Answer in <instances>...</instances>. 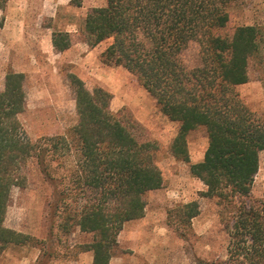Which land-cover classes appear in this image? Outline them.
Wrapping results in <instances>:
<instances>
[{
    "label": "trees",
    "instance_id": "obj_1",
    "mask_svg": "<svg viewBox=\"0 0 264 264\" xmlns=\"http://www.w3.org/2000/svg\"><path fill=\"white\" fill-rule=\"evenodd\" d=\"M240 1L106 0L88 12L83 28L92 47L113 40L103 62L134 75L160 111L180 125L170 147L174 157L188 161V136L199 128L207 131L205 157L190 170L207 187L205 197L229 207L233 223L228 260L200 264H264V197L252 194L264 152V120L236 91L250 82L251 64H264V28L225 32L230 8ZM68 37L54 35V48L68 50ZM194 41L200 59L190 68L183 52ZM69 80L77 125L33 142L19 119L27 104L26 77L6 76L0 92V255L30 239L6 227L5 219L13 190L28 185V167L35 164L46 181L61 186L52 205L53 216L61 218L60 231L92 235L85 248L93 253V264H110L124 226L145 217V196L163 186L157 146L140 141L120 113L111 111L109 92H90L75 75ZM56 163L64 175H57ZM199 214L194 201L171 210L169 218L190 228Z\"/></svg>",
    "mask_w": 264,
    "mask_h": 264
},
{
    "label": "rangeland",
    "instance_id": "obj_2",
    "mask_svg": "<svg viewBox=\"0 0 264 264\" xmlns=\"http://www.w3.org/2000/svg\"><path fill=\"white\" fill-rule=\"evenodd\" d=\"M106 0H0V92L11 72L26 77L27 104L19 116L29 138L66 134L77 125L76 96L69 77L80 78L93 92L102 88L112 95L110 109L120 113L126 125L143 142L157 146L155 160L163 176L161 189L145 196V217L127 223L118 237V249L110 264H200L227 261L233 213L218 199L204 196L207 187L191 173V166L203 161L209 146L204 128L188 136L189 160L174 157L170 147L180 125L158 108L157 102L137 78L121 66L107 65L102 55L112 44L107 40L92 47L83 33L92 8ZM230 24L235 28L259 25L264 28V0H242L230 8ZM68 34L71 47L59 52L54 35ZM53 45V48L50 45ZM200 44L191 42L183 52L193 68L200 59ZM262 59L264 62V46ZM251 80L236 89L245 104L264 120V64H251ZM57 175H64L58 168ZM28 185L13 190L5 226L29 236L27 244L8 247L0 264H92L86 251L92 235L77 230L60 231L61 218L53 216L52 205L61 190L51 185L37 165L28 167ZM253 197H264V152L253 184ZM198 202L200 214L190 228L169 218L179 205ZM173 222L174 224H171Z\"/></svg>",
    "mask_w": 264,
    "mask_h": 264
},
{
    "label": "crops",
    "instance_id": "obj_3",
    "mask_svg": "<svg viewBox=\"0 0 264 264\" xmlns=\"http://www.w3.org/2000/svg\"><path fill=\"white\" fill-rule=\"evenodd\" d=\"M50 45H51V47L53 48V45H52V43L50 42ZM92 264H93V261H92Z\"/></svg>",
    "mask_w": 264,
    "mask_h": 264
}]
</instances>
